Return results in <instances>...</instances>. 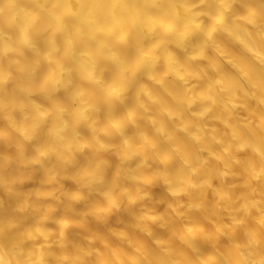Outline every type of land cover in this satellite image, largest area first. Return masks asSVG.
I'll return each mask as SVG.
<instances>
[{
  "label": "bare ground",
  "instance_id": "6f19581e",
  "mask_svg": "<svg viewBox=\"0 0 264 264\" xmlns=\"http://www.w3.org/2000/svg\"><path fill=\"white\" fill-rule=\"evenodd\" d=\"M262 159L264 0H0L3 264H229Z\"/></svg>",
  "mask_w": 264,
  "mask_h": 264
},
{
  "label": "clouds",
  "instance_id": "9594fccd",
  "mask_svg": "<svg viewBox=\"0 0 264 264\" xmlns=\"http://www.w3.org/2000/svg\"><path fill=\"white\" fill-rule=\"evenodd\" d=\"M262 166H264V159H262ZM3 264V262H0ZM7 264H26L25 261L16 259L15 261L9 259ZM78 264H99V262H91L89 260H82ZM104 264H116L115 261L106 260ZM135 264H183L180 261H158L156 259L149 261H139ZM188 264H195V262H188ZM229 264H264V238L258 243H249L244 249L230 260Z\"/></svg>",
  "mask_w": 264,
  "mask_h": 264
}]
</instances>
